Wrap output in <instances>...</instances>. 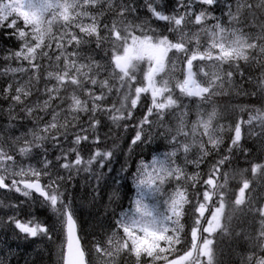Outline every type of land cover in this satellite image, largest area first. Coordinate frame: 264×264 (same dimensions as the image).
Wrapping results in <instances>:
<instances>
[{"label": "snow or ice", "instance_id": "obj_1", "mask_svg": "<svg viewBox=\"0 0 264 264\" xmlns=\"http://www.w3.org/2000/svg\"><path fill=\"white\" fill-rule=\"evenodd\" d=\"M0 28V236L24 264H220L224 241L264 264V0H0Z\"/></svg>", "mask_w": 264, "mask_h": 264}, {"label": "trees", "instance_id": "obj_2", "mask_svg": "<svg viewBox=\"0 0 264 264\" xmlns=\"http://www.w3.org/2000/svg\"><path fill=\"white\" fill-rule=\"evenodd\" d=\"M217 15H220V12H217ZM11 30L7 29V28H0V40H2L0 42V48H12L15 46L16 41H14V39L8 34ZM245 102L244 98H241L239 100V103H243ZM224 103V101H223ZM221 102V105L223 104ZM130 134V136H129ZM133 133L129 132L128 133V139H125L123 141V146L126 148L129 139L131 137ZM161 141V140H160ZM160 142H158L157 144H146V145H141L140 147L135 149V154L132 157V164H133V170L135 169V165L138 162L139 159L143 158V157H148L150 156L156 149V147L159 145ZM55 153H53L54 155ZM124 159L123 154H121L120 156H118L117 162L115 167L119 168V163L122 162ZM232 167L233 168H246L249 167V164L245 162V160L243 159H239V160H234L232 162ZM189 170L191 171V166L189 167ZM82 183V182H81ZM80 182L77 183L76 188L73 189V192L76 193H80L81 192V188H82V184ZM236 181H232L230 183V187H232L233 189L236 186ZM117 187H119L120 190V194H121V201H120V207L117 208V211H121V210H126L128 208L131 207L133 200L135 198V195L137 193V190L135 188V186L133 185L132 181L130 178L124 179L122 180L118 185H116ZM261 194H264V184L260 185L257 187V192L256 195L260 196ZM37 214L45 221L47 220L43 214V212H37ZM78 215H79V219L81 224L83 225L84 229H85V235L87 238L90 239V236L88 235L89 233L92 232L93 230V222H92V218L91 215L89 213V211L87 209H78ZM49 221H47L46 223H48ZM188 223L190 224L191 222L188 221ZM186 228H187V224H186ZM8 237V235H7ZM0 239L3 240V244L5 246V250H7V248L9 246H12V241L7 240V238L4 236H0ZM59 239V238H58ZM18 242V241H17ZM27 251V250H26ZM21 252V253H20ZM30 254L32 253L31 251H28L27 253H24L22 250L17 251L16 250V254ZM21 259V258H20ZM30 259V257L19 261V259L17 258V261L13 260V264H24L25 260ZM218 260L220 261V264H235L236 261V257L234 256V254L231 251V247H230V242L229 241H224L222 246H221V251L218 255Z\"/></svg>", "mask_w": 264, "mask_h": 264}, {"label": "rangeland", "instance_id": "obj_3", "mask_svg": "<svg viewBox=\"0 0 264 264\" xmlns=\"http://www.w3.org/2000/svg\"><path fill=\"white\" fill-rule=\"evenodd\" d=\"M170 55H171V54H170ZM221 102L223 103L222 100L220 101V104H221ZM238 102H239V101H238ZM242 102H243V101H242ZM243 103H247V101L245 100V102H243ZM158 142H160V143H159V145L156 147L155 151H154L150 156H148V157H146V158L143 157V159H144L146 162H151V159H152L153 156H159V157L162 158L163 153L166 152V151H169V147H168V145L166 144V142H165L164 140H161V141H160V140H157V141H154V142L149 143V144H150V145H152V144H157ZM139 160H140V159H139ZM139 160H138V161H139ZM136 198H137V193H136V195H135L134 200H135ZM134 200H133V201H134ZM148 202H149V203L152 202L150 198L148 199ZM133 208H134V204L132 203V205H131L130 208H128V209H126V210H123V211H132ZM37 212H43L45 218L47 219V220H45V222L49 221L48 224H50V225H55V216H54V214H53L48 208H46V207H39V208L37 209ZM5 237L7 238V240L12 241V246H13V248L16 247L17 243H19V242H17V241L12 240V239L10 238V236L7 237V235H5ZM33 247H34V245H24V244H22V243L20 244V248H21V250H22L24 253H27L28 251L31 250L30 248L33 249ZM0 249H4V250H5V246H4V244H3V240H2V239H0ZM26 250H27V251H26ZM31 252H32V251H31ZM28 257H30L29 254H16L13 260H14V261H17V258H18L19 261H22V260H24V259H26V258H28ZM20 258H21V259H20ZM22 264H23V263H22Z\"/></svg>", "mask_w": 264, "mask_h": 264}, {"label": "bare ground", "instance_id": "obj_4", "mask_svg": "<svg viewBox=\"0 0 264 264\" xmlns=\"http://www.w3.org/2000/svg\"><path fill=\"white\" fill-rule=\"evenodd\" d=\"M2 40H0V42H1ZM129 136H130V134H129ZM20 243V242H19ZM14 249H16L17 251H19V250H21V248L19 247V248H16V247H14ZM31 250L30 251H32V248H30ZM21 253V252H20ZM19 253V254H20Z\"/></svg>", "mask_w": 264, "mask_h": 264}]
</instances>
